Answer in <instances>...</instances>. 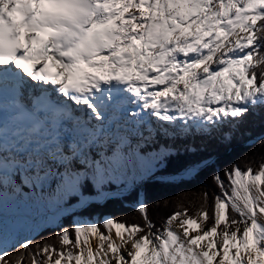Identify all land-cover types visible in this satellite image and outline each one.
I'll return each mask as SVG.
<instances>
[{"label":"snow or ice","instance_id":"snow-or-ice-1","mask_svg":"<svg viewBox=\"0 0 264 264\" xmlns=\"http://www.w3.org/2000/svg\"><path fill=\"white\" fill-rule=\"evenodd\" d=\"M257 108H264V0H0V207L8 173L33 190L49 180L83 190L90 177L144 152L146 136L154 143L198 129L227 142ZM201 147L208 145L185 154L200 156ZM172 158L160 155L156 166ZM224 176L227 184L213 175L220 193L212 210L204 192L194 215L173 212L160 227L140 203L143 225L78 223L53 233L59 247L53 238H25L10 251L0 226V261L264 264V162L233 165ZM12 191L25 199L19 186Z\"/></svg>","mask_w":264,"mask_h":264},{"label":"trees","instance_id":"trees-1","mask_svg":"<svg viewBox=\"0 0 264 264\" xmlns=\"http://www.w3.org/2000/svg\"><path fill=\"white\" fill-rule=\"evenodd\" d=\"M227 142L219 139L208 140L201 136H188L184 140L173 141L174 146L179 152V156L172 155L167 166L157 170L150 175L146 182L136 184L133 191L123 197H112L103 204L92 203L88 207L62 218L60 225L51 226L40 232L35 241L43 243L44 238H53V233L58 232L62 227L74 226V217H88L91 220L98 217L102 220L104 217L114 218L117 222H124L126 225H143V214L139 213V204H147L148 215L157 227H160L168 216L173 212L188 209L189 215H194L204 204L203 193L208 192L209 197L207 206L212 210L214 206V197L220 193L219 187L213 180L215 172L221 173L227 184V177L224 176L225 170L233 165H238L242 170L249 166L256 169L261 162H264V108H257L247 116L238 130L228 133ZM254 141V142H252ZM251 143V144H249ZM197 145H208L207 149L201 147L200 156L192 157L185 154L186 147L195 148ZM204 158L205 162L216 158L215 162L205 164L195 172L191 179H170L169 181L160 180L159 177H174L180 175L183 167L192 159ZM201 165V164H200ZM110 191L118 190L114 185L108 187ZM107 187L98 189L90 180L88 185L82 190L86 198H95L101 195ZM141 193L144 196L141 198ZM80 202V197L69 198L67 205H74ZM105 231L104 229H101ZM53 242L59 247V243L53 238ZM10 251L12 250L9 249ZM19 253L13 252L12 259L19 257ZM7 259V258H6ZM1 264H4L1 261Z\"/></svg>","mask_w":264,"mask_h":264},{"label":"rangeland","instance_id":"rangeland-1","mask_svg":"<svg viewBox=\"0 0 264 264\" xmlns=\"http://www.w3.org/2000/svg\"><path fill=\"white\" fill-rule=\"evenodd\" d=\"M196 130L199 131L198 129H196ZM190 132H188V133H190ZM179 133H181V132H179ZM174 134L178 135L177 133H174ZM252 142H254V141H252ZM142 144H143V141H142ZM249 144H251V143H249ZM164 149H166V148H162L159 153L149 154V156L154 155V158L150 157L151 160H149V161H147L146 158L143 157L137 151L136 155H138L139 157L143 158L145 160V163H149L150 164V166L148 167L149 169L147 170V172L143 171V174H140V175H136V174H133V175H120L121 178L114 179L113 174L118 173L123 168L124 164L128 160L132 161V158L135 159V160L137 159V156L129 155L127 160H126V162L122 166L117 167L116 169L112 170L109 174L105 175L102 179H97V178H94V177H90V178L93 180V182L95 183V185L98 188L103 187V186H107V184H109V183H114V184H116V187L119 189V191H122V190L130 191L131 190L130 188L132 187V185L134 183H140V182L144 181L148 176H150V174H152L155 171L159 170L158 167L156 166V158L158 156H160V155L171 153V151L170 152L167 151L168 149L165 150V151H164ZM215 159L216 158H213V159L209 160L208 162H205L204 164L199 165L196 169H193L190 172H183L180 176H177V177L190 178V177L193 176L192 178H194L195 172L198 169H200L201 166H203L205 164L213 163V162L216 161ZM129 170H131V168ZM11 173L15 174V172H11ZM16 175L17 176H13V177H9V178L8 177H4L3 178L2 186H3L4 195H7V194H14L15 195L14 192H10V191H12V186L13 185H16L17 183L20 182V176L17 173H16ZM175 178L176 177H167L166 179L167 180H169V179L173 180ZM49 181H51V180H49ZM25 188L29 192V194H26V196L31 195V202H32L31 204H32V207L34 208L33 212H34V214L37 217L33 221V224L37 227L38 230H37V232L35 233V235L32 238H34L36 235H38V233L42 232L44 229H46L48 227L60 225L61 220H62L63 217H65V216H67L69 214H72L73 212L79 211V210H81L84 207H87L90 202H92V201H94V202H103L105 199H109V198L117 195V192H111L107 188V190L104 191L98 197L86 198L84 196H81L82 195L81 194V189L78 187L79 188L78 191L69 193L65 197H63L62 199L55 200V198L50 193L44 194L45 193L44 190H46L45 188L44 189L36 188L35 190H33L29 186H26ZM21 193L25 194L23 192H21ZM36 194L40 195V197H42L43 200L33 198V196L36 195ZM72 195L80 196V202L78 204H74V205H67L66 201ZM20 200L21 199H17V202L22 204L23 201L21 200V202H19ZM90 204H92V203H90ZM84 219L86 221H88L87 223H93L94 222V223L102 224V222L104 220L108 219V218H104L103 220H101L99 222L98 218H95L94 221H91V220H89L87 218L76 217L74 219V225H76L78 223H82L81 221L84 220ZM4 225L6 227L5 231H10L11 230V228L8 227L7 224H4ZM18 230L20 231V228ZM17 231L15 230V234L17 233ZM106 232H107V230H106ZM16 237H14L13 240L7 245V247L9 249L12 248V245L18 243V241H22L25 238H27L25 236V234H22V233H19ZM127 239H128V237H127ZM216 239L219 240L220 237L217 236ZM130 243H131V241H129V246H130ZM123 250L124 249H122V251Z\"/></svg>","mask_w":264,"mask_h":264},{"label":"bare ground","instance_id":"bare-ground-1","mask_svg":"<svg viewBox=\"0 0 264 264\" xmlns=\"http://www.w3.org/2000/svg\"><path fill=\"white\" fill-rule=\"evenodd\" d=\"M135 156H137V159L135 160L132 158V161L128 160L124 164L123 168L118 172L119 174L118 173L113 174L114 179L121 178L120 175H133V174L140 175V174H143V171L147 172L150 164L145 163V160L143 158L139 157L138 155H135ZM146 160L149 161L148 158H146ZM130 168H131V170H129ZM15 175H16V173L15 174L8 173L6 176H15ZM44 188L46 189V190H44L45 191L44 194L50 193L55 198V200L62 199L67 194L72 193V192H76L79 190V188L77 187L75 190H73L71 192H66L62 188L61 185L53 182L52 180L47 182L44 185L43 189ZM20 194H22V193H20ZM22 195H23V197H25V199L22 200L23 201L22 204L17 202V199H20L18 194L4 195V201H3L2 207H0V226H2L4 228L5 240H6L5 246L6 247L13 240V238L16 237L19 233L25 234V236L27 238H32L38 230L37 227L33 224V221L37 217L33 212L34 208L32 207V204H31L32 203L31 202V195H28V196H26V194H22ZM33 198L43 200L42 197H40V195H38V194L34 195ZM19 202H21V200ZM81 222L87 223L88 221H86L84 219ZM4 224H7V226L10 227L11 230L5 231L6 227ZM173 226L175 227V223ZM195 227L196 226L193 225V228H195ZM19 228H20V231L18 230ZM15 230L16 231L18 230L16 234H15ZM122 234H123L125 239H127V237L129 236V233L127 231H124V230H122ZM192 234L196 235L197 233L194 231ZM111 235L116 240L117 244H119L121 242L120 238L117 237V235H116L115 227L112 228ZM96 242H97L96 239L92 238V243L96 244ZM206 243L207 242H205V244ZM217 259H219V257ZM62 264H63V262H62Z\"/></svg>","mask_w":264,"mask_h":264}]
</instances>
